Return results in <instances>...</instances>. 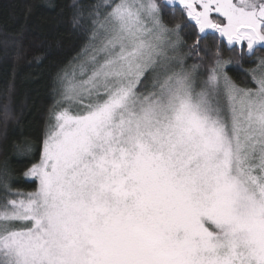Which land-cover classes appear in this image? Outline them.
Wrapping results in <instances>:
<instances>
[{
    "label": "snow or ice",
    "instance_id": "1",
    "mask_svg": "<svg viewBox=\"0 0 264 264\" xmlns=\"http://www.w3.org/2000/svg\"><path fill=\"white\" fill-rule=\"evenodd\" d=\"M166 3L174 27L158 0L89 10L34 190L0 174V264H264V57L241 86L221 51L187 66L177 47L185 29L190 51L212 32L254 54L264 0Z\"/></svg>",
    "mask_w": 264,
    "mask_h": 264
},
{
    "label": "trees",
    "instance_id": "2",
    "mask_svg": "<svg viewBox=\"0 0 264 264\" xmlns=\"http://www.w3.org/2000/svg\"><path fill=\"white\" fill-rule=\"evenodd\" d=\"M99 2L0 0V174L7 176L13 191L34 190L26 172L42 153L58 74L85 43L88 12ZM158 2L167 26L180 22L179 6ZM77 13H82L80 24L74 23ZM178 35L190 66L205 60L204 52L219 50L224 59L232 58L228 74L241 86L251 83L249 72L264 57V47L249 54L245 46L228 45L212 32L202 39V51H190L193 34L180 29ZM3 190L0 185V195Z\"/></svg>",
    "mask_w": 264,
    "mask_h": 264
},
{
    "label": "rangeland",
    "instance_id": "3",
    "mask_svg": "<svg viewBox=\"0 0 264 264\" xmlns=\"http://www.w3.org/2000/svg\"><path fill=\"white\" fill-rule=\"evenodd\" d=\"M165 3H166V0H163ZM177 6H179V5H177ZM225 40V42L228 44V42H227V40L226 39H224ZM229 45V44H228ZM237 46H241L240 44H236ZM264 47V46H262V45H257L256 47ZM177 47L181 50V54L184 56V58H185V64L187 65V66H190V64L187 62V58H186V55H185V53H184V51H183V46H182V42H181V39H180V37H179V35H178V43H177ZM245 48H246V44H245ZM246 51H247V49H246ZM259 60L260 59H258V61H257V64H256V66L255 67H257L258 66V64H259ZM251 74V71L249 72V75ZM28 178H31V177H29V176H27Z\"/></svg>",
    "mask_w": 264,
    "mask_h": 264
}]
</instances>
